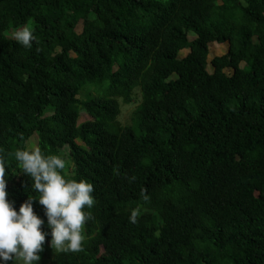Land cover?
Returning <instances> with one entry per match:
<instances>
[{"label": "trees", "instance_id": "1", "mask_svg": "<svg viewBox=\"0 0 264 264\" xmlns=\"http://www.w3.org/2000/svg\"><path fill=\"white\" fill-rule=\"evenodd\" d=\"M25 24L30 48L10 38ZM212 42L227 50L209 72ZM33 145L95 201L83 250L46 236L38 264H264V0H0V158L17 210L37 194L9 153Z\"/></svg>", "mask_w": 264, "mask_h": 264}, {"label": "clouds", "instance_id": "2", "mask_svg": "<svg viewBox=\"0 0 264 264\" xmlns=\"http://www.w3.org/2000/svg\"><path fill=\"white\" fill-rule=\"evenodd\" d=\"M10 38L24 48L35 40L28 24L14 28ZM20 174L30 179V190L37 195L23 201L18 210L8 199L6 163L0 158V264H38L46 236L56 252H80L83 226L91 219L87 209L94 205L93 185L86 180L69 179L63 174L66 161L60 155L43 154L36 146L17 148L9 153ZM147 199V197H145ZM43 206L47 227L33 211V201ZM138 212L133 210L129 222L135 223Z\"/></svg>", "mask_w": 264, "mask_h": 264}, {"label": "rangeland", "instance_id": "3", "mask_svg": "<svg viewBox=\"0 0 264 264\" xmlns=\"http://www.w3.org/2000/svg\"><path fill=\"white\" fill-rule=\"evenodd\" d=\"M77 31L80 30V25H77V28H76ZM194 38V34L192 33H188V39L189 40H192ZM209 53L207 55V69L209 72L212 71V65L210 63L211 59L214 57V56H218V55H221L223 53L226 52L227 50V42L223 43V44H217V43H210L209 44ZM186 53V50H183L180 52V55H185ZM227 73H230L231 71L230 70H225ZM134 107V104H122L121 106V113H120V120L122 123H126L128 122L129 120V116H130V112L131 110L133 109ZM87 117V115L84 113V112H81L80 116H79V120L78 122H81L83 120H85V118ZM30 143L32 144H35L36 145V137L35 135L31 136L30 139L28 140L27 142V145H29ZM34 146V145H33Z\"/></svg>", "mask_w": 264, "mask_h": 264}]
</instances>
